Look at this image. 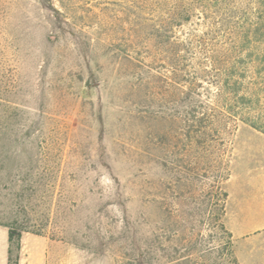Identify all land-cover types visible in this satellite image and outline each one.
<instances>
[{
	"label": "rangeland",
	"instance_id": "rangeland-1",
	"mask_svg": "<svg viewBox=\"0 0 264 264\" xmlns=\"http://www.w3.org/2000/svg\"><path fill=\"white\" fill-rule=\"evenodd\" d=\"M127 2L0 0V210L45 264H238L223 182L230 159L264 163V137H189L170 72L125 45Z\"/></svg>",
	"mask_w": 264,
	"mask_h": 264
},
{
	"label": "trees",
	"instance_id": "trees-1",
	"mask_svg": "<svg viewBox=\"0 0 264 264\" xmlns=\"http://www.w3.org/2000/svg\"><path fill=\"white\" fill-rule=\"evenodd\" d=\"M127 1L125 45L143 50L142 58L170 72V85L182 96L181 128L189 137L201 142L200 135L221 130L232 136L237 121L264 134V0ZM184 24L193 27L178 34ZM123 51L108 44L102 55ZM123 56L129 58L126 51ZM0 138L3 151L5 133ZM4 158L1 152L0 163ZM6 190L0 180V206ZM21 190L12 195L16 209L24 199ZM19 211L0 210V225L8 232L7 264H18L21 232L31 227Z\"/></svg>",
	"mask_w": 264,
	"mask_h": 264
},
{
	"label": "crops",
	"instance_id": "crops-1",
	"mask_svg": "<svg viewBox=\"0 0 264 264\" xmlns=\"http://www.w3.org/2000/svg\"><path fill=\"white\" fill-rule=\"evenodd\" d=\"M229 163L230 172L223 182V226L232 239L238 264H264V163H232L231 159ZM20 240L18 264H45L44 246L31 248V254L26 256L24 236ZM7 248V228L0 225V264H7Z\"/></svg>",
	"mask_w": 264,
	"mask_h": 264
}]
</instances>
